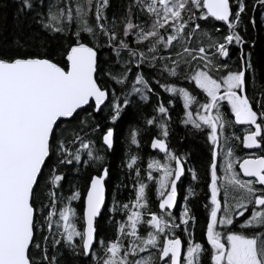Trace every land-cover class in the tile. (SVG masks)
<instances>
[{
	"label": "snow or ice",
	"instance_id": "obj_1",
	"mask_svg": "<svg viewBox=\"0 0 264 264\" xmlns=\"http://www.w3.org/2000/svg\"><path fill=\"white\" fill-rule=\"evenodd\" d=\"M14 2L0 264H264V0ZM177 123L205 138L203 177L172 145ZM118 148L129 183L109 204Z\"/></svg>",
	"mask_w": 264,
	"mask_h": 264
},
{
	"label": "trees",
	"instance_id": "obj_2",
	"mask_svg": "<svg viewBox=\"0 0 264 264\" xmlns=\"http://www.w3.org/2000/svg\"><path fill=\"white\" fill-rule=\"evenodd\" d=\"M16 4L14 0H0V43H10L16 36L19 35L17 23H16ZM218 23V22H212ZM223 27L222 25H220ZM211 27V25H209ZM253 35L257 38V45L255 49L252 50V58L253 62L259 68L261 65H264V31L253 33ZM236 56V49H233V58ZM150 111V109H149ZM177 111H179V105H177ZM176 113H173L175 118ZM134 118V110H131L130 115L127 119ZM131 125L125 123L118 126V132L121 135H126L128 127ZM174 135L172 137V145L177 148L181 153L186 154L189 167H196L203 177L204 168L206 167V161L209 156V152L207 149V145L205 144V138L203 135L192 134L188 129L184 128L182 125L174 124ZM145 153H151V149L145 147ZM239 155L243 156L246 152H239ZM121 156L122 152L118 148L116 155L109 157V163L112 165V173L111 179L108 181V193L107 202L111 203L112 195L114 194V190L116 186L123 181L124 183H129L126 179L124 173H126V169L122 170L121 167ZM74 173L69 174V179L73 178ZM80 182V181H76ZM188 186V180L185 179L184 183L181 185V196L185 194L186 188ZM199 190V189H198ZM130 195V188L125 189L123 187L120 188V198L126 200ZM198 214L200 216L201 223L204 221V212L203 209L198 207ZM107 216V212L105 211V217ZM100 230L102 233H106L108 235L112 234V228L109 225V222L105 218H101L99 221ZM197 236L198 238H202L199 227L197 228Z\"/></svg>",
	"mask_w": 264,
	"mask_h": 264
},
{
	"label": "water",
	"instance_id": "obj_3",
	"mask_svg": "<svg viewBox=\"0 0 264 264\" xmlns=\"http://www.w3.org/2000/svg\"><path fill=\"white\" fill-rule=\"evenodd\" d=\"M245 152H247V150H245Z\"/></svg>",
	"mask_w": 264,
	"mask_h": 264
}]
</instances>
